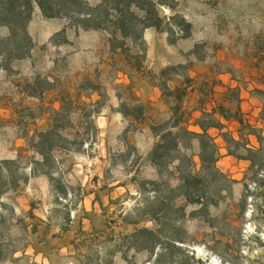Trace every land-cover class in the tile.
<instances>
[{"label":"rangeland","instance_id":"1","mask_svg":"<svg viewBox=\"0 0 264 264\" xmlns=\"http://www.w3.org/2000/svg\"><path fill=\"white\" fill-rule=\"evenodd\" d=\"M165 1L173 9L159 8L164 32L152 48L164 67L152 64L145 42L113 49L108 33L77 29L68 16L47 18L35 4L28 41L0 48V264H264V0ZM119 74L130 85L116 82ZM177 76L196 92L197 106L233 119L232 132L209 134L218 138L214 169L201 167L196 138L163 133L150 154L157 178L118 197L102 188L89 210L88 179L73 154L91 153L106 93L119 94L121 109L136 117L141 79L178 100L167 87ZM178 119H159L155 131ZM42 202L54 226L85 221L72 251L45 245L44 262L32 252H42V233L51 229L42 228ZM144 228L152 235L134 245L130 235Z\"/></svg>","mask_w":264,"mask_h":264},{"label":"crops","instance_id":"2","mask_svg":"<svg viewBox=\"0 0 264 264\" xmlns=\"http://www.w3.org/2000/svg\"><path fill=\"white\" fill-rule=\"evenodd\" d=\"M159 37L160 34L154 28H147L143 32L146 56L151 59L152 64L164 67L162 58L159 57L153 61L155 52L152 48ZM112 54L113 57L117 56V52H112ZM177 77L179 80L168 81L167 87L179 92L178 100L167 97L158 85L142 78L138 88L134 89L133 95L135 102L142 105L144 109L136 117H131L121 109L123 99L119 94L115 91L106 93V103L93 120L97 130V141L93 143L91 153L88 155L85 152L73 154L74 157L82 161L81 165L80 163L76 165V170L82 172L85 179H88L84 200L89 201V210L92 209L93 199L102 188H106V193L118 197L124 193L127 194L132 187L138 190L137 182L157 178V171L150 160V154L154 146L159 143L163 133L174 134L181 130L200 133L201 129L197 122L204 114H211L220 123V128H222L219 129L220 132L223 130L233 131L230 127L233 120L231 117L228 118L216 110L205 108V106L198 105V107L196 92L191 93L192 87L186 83L183 76ZM116 82L130 85V79L125 74L117 75ZM175 116L179 118L177 125L160 132L155 131L159 119L169 122ZM214 130L216 129L209 128L207 133L211 135ZM216 135L213 136V141L218 140ZM178 146L180 145H177V148ZM135 156L136 161L133 163L129 161V158ZM121 158H126V161H119ZM105 180H107L106 183ZM42 193L44 195L49 193L48 183L43 175ZM50 207L51 205L48 203L42 202V228H49V226L51 228L46 234L42 233V252L38 253L36 250H32L42 258L43 262L48 261V254L45 249L43 250L45 245L49 246V252L52 253H70L80 237V231L83 230L82 226L85 223L84 219H79L81 222L77 220L76 229L72 227L73 220L66 221L63 227L54 226L49 221ZM70 217L72 218V216Z\"/></svg>","mask_w":264,"mask_h":264},{"label":"trees","instance_id":"3","mask_svg":"<svg viewBox=\"0 0 264 264\" xmlns=\"http://www.w3.org/2000/svg\"><path fill=\"white\" fill-rule=\"evenodd\" d=\"M35 4L42 15L47 18L68 16L75 23L77 29L95 30L108 33L111 37L113 49H121L127 41L134 46H144L143 32L147 28H155L158 32H164L162 25L165 18L161 16L159 8L161 6L173 9L171 4L165 0H98L95 5H91L85 0H0V26L7 30L5 37L0 36V48L12 47L19 42L28 41L26 25L31 14V5ZM179 16L169 17L168 20H177ZM183 23L184 19H180ZM185 23V22H184ZM186 24V23H185ZM18 47V48H17ZM17 50L20 46L17 45ZM3 49H0V52ZM24 54H17L15 58ZM223 115V114H222ZM212 123H197L201 129L200 133H193L183 130L184 135H190L198 140L199 159L203 169L208 166L214 169L217 156V148L213 139L207 133L209 128H220V123L211 115L204 114ZM214 122V123H213ZM165 139L171 138L168 133L162 136ZM178 136H173L176 140ZM160 145L156 146L159 148ZM156 152L152 153V161L156 158ZM49 176L48 173H44ZM152 231L140 229L130 235L136 245L139 239L143 242L148 240ZM140 245V244H139ZM151 251L157 246L152 242ZM140 247H142L140 245ZM160 247V246H159ZM175 248L172 246V249ZM163 250L156 253V257L162 258Z\"/></svg>","mask_w":264,"mask_h":264}]
</instances>
